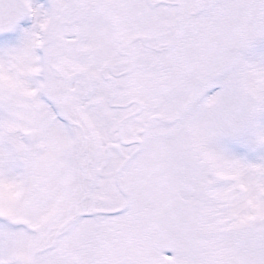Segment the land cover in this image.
<instances>
[{
    "label": "snow or ice",
    "instance_id": "snow-or-ice-1",
    "mask_svg": "<svg viewBox=\"0 0 264 264\" xmlns=\"http://www.w3.org/2000/svg\"><path fill=\"white\" fill-rule=\"evenodd\" d=\"M0 264H264V0H0Z\"/></svg>",
    "mask_w": 264,
    "mask_h": 264
}]
</instances>
